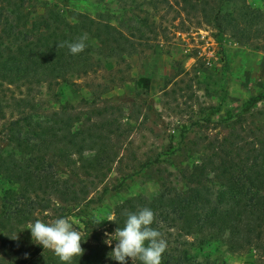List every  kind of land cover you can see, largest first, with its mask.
Masks as SVG:
<instances>
[{"label":"trees","instance_id":"trees-1","mask_svg":"<svg viewBox=\"0 0 264 264\" xmlns=\"http://www.w3.org/2000/svg\"><path fill=\"white\" fill-rule=\"evenodd\" d=\"M182 2L217 36L227 35L239 46L264 54L260 9L245 0ZM77 17V22H69L49 1L0 0V87L18 91L0 100V179L11 187L0 191V264H61L52 251L34 244L26 229L35 220L45 222L43 214L51 211L57 218L73 212L81 218L87 240L73 264H119L109 258L115 243L106 245L104 233L114 234L129 213L145 207L155 214L151 227L167 241L162 264H226L192 255L193 247L216 244L235 254L255 251L264 260V89L243 101L236 114L227 113L219 121L223 137L209 141L202 152H190L199 160L181 171L183 191L163 188L151 199L129 198L115 207L116 223L92 224L85 212L89 187L101 184L116 162L123 125L114 111L105 109L84 113L60 105L45 110L34 92L94 72V51L119 60L135 52L113 26ZM85 34L86 48L78 55L59 46ZM135 85L137 95L147 94L150 79L141 77ZM180 137L169 155L182 150ZM60 164L78 180L63 178Z\"/></svg>","mask_w":264,"mask_h":264},{"label":"rangeland","instance_id":"rangeland-1","mask_svg":"<svg viewBox=\"0 0 264 264\" xmlns=\"http://www.w3.org/2000/svg\"><path fill=\"white\" fill-rule=\"evenodd\" d=\"M38 1L56 4L71 23L77 22V15H86L113 26L135 52L119 60L94 51V72L34 92L45 110L60 105L84 113L105 109L114 111L123 125L118 157L106 178L93 186L83 181L90 185L85 212L92 218L114 217L115 207L135 196L151 199L163 188L183 191L181 171L199 160L190 152H202L209 141L223 137L219 121L227 113L236 114L243 101L264 89V54L239 46L227 35L217 36L182 0ZM245 1L264 12V0ZM141 77L150 79V87L147 94L137 95L135 84ZM8 88L0 87V100L17 96L18 91ZM180 136L182 150L169 155ZM58 171L71 182L78 180L61 164ZM8 188L0 179V191ZM42 217L51 223L58 216L51 211ZM67 217L83 234L81 218L75 212ZM191 249L198 260L264 264L255 251L235 254L219 244Z\"/></svg>","mask_w":264,"mask_h":264},{"label":"clouds","instance_id":"clouds-1","mask_svg":"<svg viewBox=\"0 0 264 264\" xmlns=\"http://www.w3.org/2000/svg\"><path fill=\"white\" fill-rule=\"evenodd\" d=\"M87 36L82 35L75 42H64L60 47H67L70 54L78 55L86 48ZM155 214L150 208H142L138 212L129 213L123 227H117L114 234L105 233L104 243L115 246L108 254L119 264H162L161 257L167 249V241L161 238V233L152 224ZM105 221L115 222L113 216L93 217L92 224L99 226ZM116 223V222H115ZM30 231L32 242L43 249H48L57 256L61 264H73V261L83 255L81 247L84 239L82 233L74 226L68 217H59L51 223L35 220L26 228ZM17 235L13 240L17 239Z\"/></svg>","mask_w":264,"mask_h":264}]
</instances>
